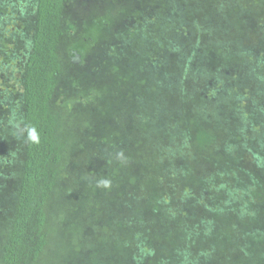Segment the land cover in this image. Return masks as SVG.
<instances>
[{"label":"trees","instance_id":"16d2710c","mask_svg":"<svg viewBox=\"0 0 264 264\" xmlns=\"http://www.w3.org/2000/svg\"><path fill=\"white\" fill-rule=\"evenodd\" d=\"M209 1L0 0V163L8 155V177L18 176L5 200L0 184V264H264V45H252L264 43V6L225 13L247 41L213 40L214 56L198 62V43L185 50L163 31L192 27L209 42L197 9L221 13ZM145 28L166 34L152 52ZM121 36L114 56L134 72L112 65L105 80L81 88L71 78L75 93L59 90L66 65L81 70ZM161 47L173 56L156 63ZM164 79L173 112L159 123L151 99ZM141 116L163 133L151 137ZM33 126L38 144L27 140ZM85 153L98 159L89 168L100 165L78 190Z\"/></svg>","mask_w":264,"mask_h":264},{"label":"rangeland","instance_id":"374dc122","mask_svg":"<svg viewBox=\"0 0 264 264\" xmlns=\"http://www.w3.org/2000/svg\"><path fill=\"white\" fill-rule=\"evenodd\" d=\"M180 1L181 0H168L169 3L176 2V4H177V2L180 3ZM215 1L218 2L219 4L220 3L221 4H230L231 7L230 6L229 7L228 6H221V4H220L219 6H217V9L221 13H219V12L215 13L213 11H210L209 9H203L202 6H199L197 8V9H200L199 15H200V13H203L206 16L204 20H207V21L203 25L201 23L200 30L203 33L207 32V34L212 35V38L210 39L209 42L204 41L201 37V34H199V32H196L194 29H192V27H190L189 29H186L185 28L186 26L183 27V25H181V26L176 25V28H173V29L168 28V29H165L163 31L166 34L170 33V35H172V33H174L175 39L177 42H180L183 40L184 44H186L185 50H188V51L192 50L195 43H198V46L195 48V50H193L194 56H199L198 62H200L201 56H214L215 52L213 50L217 49L219 45L218 44L214 45V43L212 42L213 40L217 41V42H223L224 44H226V42L231 43V44H236L237 42H240V41H242V42L247 41L246 40L247 37L245 38V36L240 35L239 32L237 34L235 33L234 29H236V27L234 26L233 22L231 20H229V18H227L225 13L230 11L233 15H236V11H235L234 7L238 3L241 7L244 8L246 5L245 1L250 2L248 5H249V9L251 11L252 10L253 11L259 10L260 7L264 6V0H260L261 1L260 4L254 3L255 0H236V1L235 0H215ZM209 2H214V0L209 1ZM254 5H257V7H254ZM102 6H103V4H102ZM245 11H246V9H245ZM251 11H250V13H251ZM248 15H249V13H248ZM171 20L172 21H178L179 18H177L176 16H173V17H171ZM88 21L89 20H88V16H87V17L83 18L81 22L88 23ZM256 21L258 22L259 28H261L263 25L259 22L258 18H256ZM252 22H253L252 17H251V20H249V18H248V20L245 19V21H244L245 25L248 28L252 27V24H251ZM174 29H178V30L175 31ZM141 33L143 35L145 33H147L150 35L149 37H152L147 42V46H146V48L151 50V52L155 48L157 41L159 42L160 39H163L166 37V34H162V37H160V39L159 38L157 40L153 39L156 35L154 33L153 28H151V29L148 28V30H146V28H145L144 30H141ZM263 34L264 33H262V35ZM176 35L181 36L182 38H179ZM199 35H200V37H199ZM120 39H119V37H116L115 40L110 43L108 50H107V48H104V47H101V48L95 50V52L86 61L85 65L81 68V70H77L75 68V67H77V65L75 67H74V65L72 67L70 64L66 65L65 69H68L69 74L66 75V78L64 79L66 81L62 83L61 89H59V90H62L63 93H67V92L75 93L76 90L74 89L73 85H71V83L69 82L71 78L73 80L76 79L77 83L80 84L81 88H83V86H88V85L95 83V82H98L100 80H105V78L107 77L106 72H107V70L111 69L112 65H118L120 67V69H121L120 74L121 75H128L130 72H134L133 68L136 67L134 64H129L128 70H126V68L124 69V66L126 64L124 62V60H122V59L116 60L117 57L114 56V54H116V51H119L121 48H123L125 46L124 45L125 36H121ZM249 40H250V35H249ZM231 44H228V46L231 47L232 46ZM259 44L264 45L263 42L258 43L257 41H255V39L252 40V45L254 47H257V45H259ZM103 46H106V45H103ZM167 50H170V47H163V48L161 47V48H159V52L157 54H155V53L152 54L153 56H157L156 58L153 57L154 59H156V61H155L156 63H158L160 61V59L158 58L159 56H163L164 54H165L164 56H168V55L173 56L172 53H171V55L169 53H167L166 52ZM207 50H212V52L208 53ZM228 50H229V48H226V50H224L226 54H228V52H227ZM262 50H264V48H262ZM259 52H261V51H259ZM166 61L167 60H164L165 63H166ZM204 61L203 62L206 65H208L209 61L208 60H204ZM105 62H107V67L101 68V66ZM180 66H181V64L177 60L176 61L177 70H179L181 68ZM0 69L3 70V68H1V66H0ZM164 70H166L165 67H164ZM0 74H1V78H2L3 73L0 72ZM135 76H137V75H135ZM8 83H10V81ZM0 86H2L1 83H0ZM127 90L128 89L126 87L121 86L120 92H118L119 95L121 94L123 96L124 101H125V97L127 95V92H126ZM174 90H175V85L170 84L167 79H164L162 82L161 93H159V99L156 101H153L154 98L151 99L152 106L154 108H156V107L159 108V111H156V113H160V115H161V119H160L159 123L161 122L162 118L165 116V114L167 112H173L172 107L168 106V105H169V102L172 100V97H173L172 93ZM109 92H111V96L114 95V89L111 88L109 90ZM216 102H217L216 103V105H217L218 100H216ZM118 107H119L118 108L119 111H121L123 109L122 105L118 106ZM133 113H135V112H133ZM141 117H139L138 119H140ZM143 117H142L143 121L141 122V119H140V121H138L139 123L137 122V124L142 125L145 122L144 125L150 127V130L152 132V135H150L151 137L156 138L155 134L163 133V132L156 129V125L158 122L157 118H155L153 116L152 117H145V118H143ZM146 118H147V120H144ZM108 124L115 127L114 121H111ZM2 126H5L4 120H3ZM5 129H8V127L5 126ZM0 130H2V129H0ZM169 140H170V143H177L179 146H181V142H178L180 140L179 138H174L173 136L170 135ZM154 144L158 145V142H156ZM4 145L5 144H1V148L4 147ZM8 147H10V141H8ZM2 158L4 161H5V159H6V161H8V155H4ZM9 159H10V157H9ZM81 160H83L82 162L85 161V163L78 167V174L76 175L77 178L75 181V183L78 182L76 185L78 187L77 188L78 190L81 189L83 184L88 182L87 179L88 180L90 179V177L87 178V176H86V178H85V177H82L81 175H88L89 176L90 174H95L99 165H100V163H99V164L93 165V167L89 168L90 165H92L95 161L98 160L96 158H92V154H90V153H85V159H81ZM4 161H1L2 164L0 163V184L2 183L1 186L7 185V189L5 190L3 200L7 199L8 189L13 190L16 183H17V180H18L17 179V177H18L17 173H14L11 176V178L8 177V169L4 168V166H5ZM13 164H14V162L12 163V165ZM84 165H85V168H82ZM8 181H10V182L8 183ZM59 245L60 244H57V246H59Z\"/></svg>","mask_w":264,"mask_h":264},{"label":"clouds","instance_id":"9594fccd","mask_svg":"<svg viewBox=\"0 0 264 264\" xmlns=\"http://www.w3.org/2000/svg\"><path fill=\"white\" fill-rule=\"evenodd\" d=\"M27 140L28 142L32 144H38L40 142L39 133L34 126L27 128ZM110 184H111V181L107 179H101L97 182L98 187H102L105 189L108 188Z\"/></svg>","mask_w":264,"mask_h":264}]
</instances>
